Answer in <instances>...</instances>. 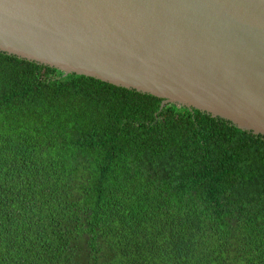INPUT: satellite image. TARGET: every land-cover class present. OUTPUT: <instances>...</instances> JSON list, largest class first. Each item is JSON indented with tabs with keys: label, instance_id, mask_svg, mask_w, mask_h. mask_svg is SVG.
<instances>
[{
	"label": "trees",
	"instance_id": "16d2710c",
	"mask_svg": "<svg viewBox=\"0 0 264 264\" xmlns=\"http://www.w3.org/2000/svg\"><path fill=\"white\" fill-rule=\"evenodd\" d=\"M0 52V264H264V137Z\"/></svg>",
	"mask_w": 264,
	"mask_h": 264
},
{
	"label": "water",
	"instance_id": "95a60500",
	"mask_svg": "<svg viewBox=\"0 0 264 264\" xmlns=\"http://www.w3.org/2000/svg\"><path fill=\"white\" fill-rule=\"evenodd\" d=\"M0 52L264 137V0H0Z\"/></svg>",
	"mask_w": 264,
	"mask_h": 264
}]
</instances>
